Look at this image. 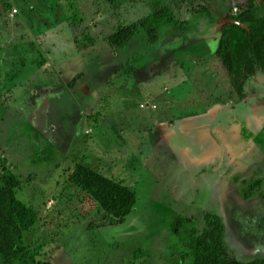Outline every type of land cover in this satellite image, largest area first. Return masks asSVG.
Segmentation results:
<instances>
[{
    "label": "rangeland",
    "instance_id": "rangeland-1",
    "mask_svg": "<svg viewBox=\"0 0 264 264\" xmlns=\"http://www.w3.org/2000/svg\"><path fill=\"white\" fill-rule=\"evenodd\" d=\"M248 1L0 0V162L39 214L15 264H193L190 237L208 213L233 257L264 259V50L250 54L238 104L224 102L234 91L208 54ZM162 6L187 27L110 45ZM80 164L137 193L124 223L81 214L84 191L70 181ZM178 217L192 219L180 235Z\"/></svg>",
    "mask_w": 264,
    "mask_h": 264
},
{
    "label": "trees",
    "instance_id": "trees-1",
    "mask_svg": "<svg viewBox=\"0 0 264 264\" xmlns=\"http://www.w3.org/2000/svg\"><path fill=\"white\" fill-rule=\"evenodd\" d=\"M201 7L197 8V13L211 17L208 7L205 5ZM263 7L264 0H249L239 15L229 16L230 21L222 25V37L218 49L208 53L216 58L221 69L226 72L230 91H234V96L224 101L226 103L238 104L240 102V95L248 76L255 73L250 54L256 46L264 50V17L258 18L257 23L252 21L257 16L258 10ZM187 23V21L178 20L169 7H158L137 22L126 25L111 34L109 43L113 48H124L143 30L150 42L155 44L159 40L160 31L165 26H174L177 30H184ZM192 82L196 88L198 83ZM0 163L2 166L0 172V256L4 264H15L22 258L27 260L28 252L24 247V235L38 223L39 214L35 208L17 197L21 180L3 162ZM70 181L84 191V198L80 203L83 216L102 209L112 214L117 223H124L138 202L137 193L130 186L84 164L75 168ZM206 218L205 230L200 235L194 233L190 237L189 243L194 252L193 264H264L263 258L244 261L233 257L225 240L226 225L222 218L214 213H208ZM188 222H192V219L178 217L172 224L173 232L177 235L182 234V228Z\"/></svg>",
    "mask_w": 264,
    "mask_h": 264
},
{
    "label": "built area",
    "instance_id": "built-area-1",
    "mask_svg": "<svg viewBox=\"0 0 264 264\" xmlns=\"http://www.w3.org/2000/svg\"><path fill=\"white\" fill-rule=\"evenodd\" d=\"M13 13L16 14L17 13V9H14Z\"/></svg>",
    "mask_w": 264,
    "mask_h": 264
},
{
    "label": "water",
    "instance_id": "water-1",
    "mask_svg": "<svg viewBox=\"0 0 264 264\" xmlns=\"http://www.w3.org/2000/svg\"><path fill=\"white\" fill-rule=\"evenodd\" d=\"M227 22H229V21H227ZM236 22V21H235Z\"/></svg>",
    "mask_w": 264,
    "mask_h": 264
}]
</instances>
